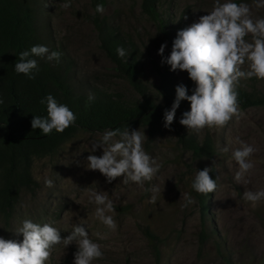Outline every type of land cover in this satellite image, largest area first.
Instances as JSON below:
<instances>
[{
  "label": "rangeland",
  "instance_id": "374dc122",
  "mask_svg": "<svg viewBox=\"0 0 264 264\" xmlns=\"http://www.w3.org/2000/svg\"><path fill=\"white\" fill-rule=\"evenodd\" d=\"M64 2L38 0L41 18L47 22L48 40L67 60L74 85L80 89L95 86L116 91L127 100L139 98V93L114 72L100 48L90 20L89 0H71L68 9L60 7ZM235 2L247 3L253 19L264 17V8L257 9L254 0ZM139 3L140 0H106L104 11L99 15H104L135 43L145 93L160 103L159 76L155 69L162 67L157 50L166 40L140 10ZM214 3L215 0H158L159 9L174 25L176 34L208 14ZM246 39L251 40V36ZM166 54L167 46L163 56ZM171 79L175 85L183 83L184 71H171ZM240 86L252 93L264 94V80H242ZM239 109V116H234L223 129L204 128L199 134L189 132L198 141L205 134L210 135L214 148L210 157H197L179 142V116H175L170 129L164 123L154 132H149L143 124L129 127V132L144 131L143 148L161 165L157 176L143 187L134 182L126 185L123 178L109 183L98 170L87 169L88 155H102L99 147L90 151L91 142L100 140L110 129H77L52 152L31 158L33 183L20 189L7 215L0 211V237L22 241V234L14 231L25 219L56 227L62 238L70 234L74 225L82 223L90 239L104 253L103 259L92 264H264V201L254 208L243 199L245 191L264 188V103L239 105ZM235 137L256 149L250 157L254 168L247 176V184H237L234 180L238 165L231 153L239 147ZM225 147L227 152L222 151ZM200 166L212 169L217 184L215 192L207 195L204 210L191 189ZM45 179H51L53 186L47 187ZM153 188L159 191H152ZM89 189L105 192L113 201L116 231H110L95 219L96 205L89 203ZM185 194L194 197L195 203L181 208ZM153 196L155 202H152ZM144 225H148L156 240L144 233ZM97 232L104 238H98ZM76 251L75 243L65 248L63 244L56 245L46 264H73Z\"/></svg>",
  "mask_w": 264,
  "mask_h": 264
},
{
  "label": "clouds",
  "instance_id": "9594fccd",
  "mask_svg": "<svg viewBox=\"0 0 264 264\" xmlns=\"http://www.w3.org/2000/svg\"><path fill=\"white\" fill-rule=\"evenodd\" d=\"M257 9L264 8V0H254ZM63 9L71 7V0H65L60 5ZM102 4H97L96 12L103 13ZM187 17H185L186 19ZM251 36V40L246 37ZM166 44L158 48L161 63L170 66L171 71H186L189 79L194 82L192 94L184 84L175 86V98L170 108L164 110V127L169 128L174 122L175 114L182 100L189 102V110L182 113L179 123L186 126L188 132L199 134L204 128L223 129L234 116H239L238 88L242 80L255 78L264 80V17L253 19L251 8L247 3H237L235 0H215L214 6L206 15L199 17L198 22L178 30L172 43L171 52L163 56ZM120 58L128 57L123 47L116 49ZM44 58L49 62H59L61 53L49 51L44 45H34L30 50L19 53V60L14 64L18 74H24L29 79H35L33 70L38 71L36 59ZM247 65V68H244ZM95 99L89 94L88 101ZM3 100L0 99V104ZM46 104V117L32 116L31 128L39 129L49 135L55 130L62 133L76 120V115L65 104H60L51 95L41 99ZM119 137V139H115ZM144 131L128 128L107 130L98 141L91 142L90 151L98 147L102 155H88L85 167L98 170L106 181L111 183L117 178H123L124 184L134 182L143 187L145 182L152 181L160 170L161 165L145 152L143 143ZM234 142L239 145L231 155L238 165L234 174L237 184H247L248 174L254 168L250 157L256 149L235 137ZM227 152V147L222 149ZM211 169L205 167L197 171L192 181V189L203 195L215 192L217 184L209 176ZM47 187L53 186L51 179L44 181ZM148 191V189H145ZM152 191H159L153 188ZM89 203L95 204V219L99 220L110 231L117 230L114 219L115 205L105 192L88 190ZM243 199L256 207L264 201V188L256 191H245ZM152 202H155L153 196ZM195 203V198L185 194L181 208H187ZM22 234V241L0 237V264H46L50 259L51 249L59 244L64 248L72 243L77 246L73 264H92V261L103 259L101 246L89 237L85 224L73 226L70 234L61 237L60 230L50 224H39L31 219L22 221V225L15 231ZM98 238L104 236L97 232Z\"/></svg>",
  "mask_w": 264,
  "mask_h": 264
},
{
  "label": "trees",
  "instance_id": "16d2710c",
  "mask_svg": "<svg viewBox=\"0 0 264 264\" xmlns=\"http://www.w3.org/2000/svg\"><path fill=\"white\" fill-rule=\"evenodd\" d=\"M105 3L106 0H89L92 9L90 20L96 30L99 46L111 62L114 72L139 93V98L127 100L116 91L95 86H89L88 89L76 87L71 81L69 65L63 54L59 62L30 57L36 59L38 64V71L33 70L35 79L16 73L14 64L19 60L21 51L30 50L34 45L47 46L50 52L61 51L48 40L47 22L41 18L38 0H0V99L3 100L0 104V211L4 215L13 206L20 189L33 183L31 158L52 152L77 129L120 128L123 131L133 125L143 124L149 132H154L164 123V110L171 107L175 98L176 85L171 79L170 66L161 63L162 67L155 69L159 76L157 91L161 99L160 103H155L145 93L140 80L141 61L137 46L104 15L96 12L97 4L104 6ZM139 6L166 40L167 54L164 57H167L176 37L174 25L159 9L158 0H140ZM118 47L129 52L128 57L120 58L116 52ZM182 84L191 95L195 85L186 71ZM90 93L95 97L92 102L88 101ZM238 93L240 106L264 103V94L252 93L241 86ZM48 94L58 103L67 105L76 115L75 122L62 133L53 130L51 134L45 135L39 129L31 128L32 116L46 117V104L40 101ZM187 110L189 102L182 100L175 116L181 119L182 113ZM177 139L197 157H210L214 153L209 134L198 141L195 135L179 124ZM203 169L200 166V170ZM209 176L214 178L212 169ZM192 191L201 210H204L207 195ZM143 231L151 240H156L148 225H144ZM154 249L156 251V247Z\"/></svg>",
  "mask_w": 264,
  "mask_h": 264
}]
</instances>
